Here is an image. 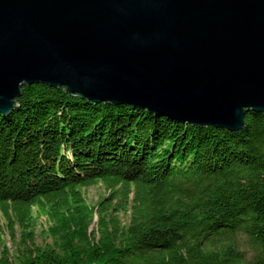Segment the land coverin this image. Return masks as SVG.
<instances>
[{
  "label": "trees",
  "instance_id": "16d2710c",
  "mask_svg": "<svg viewBox=\"0 0 264 264\" xmlns=\"http://www.w3.org/2000/svg\"><path fill=\"white\" fill-rule=\"evenodd\" d=\"M99 184L133 194L128 227L107 223L104 202L88 205L84 191ZM0 212V243L2 218L24 234V249L0 264H264V112L231 133L24 86L0 114ZM34 212L54 245L35 244ZM239 234L251 258L237 251Z\"/></svg>",
  "mask_w": 264,
  "mask_h": 264
},
{
  "label": "water",
  "instance_id": "95a60500",
  "mask_svg": "<svg viewBox=\"0 0 264 264\" xmlns=\"http://www.w3.org/2000/svg\"><path fill=\"white\" fill-rule=\"evenodd\" d=\"M34 84L238 133L264 112V0H0V114Z\"/></svg>",
  "mask_w": 264,
  "mask_h": 264
},
{
  "label": "rangeland",
  "instance_id": "374dc122",
  "mask_svg": "<svg viewBox=\"0 0 264 264\" xmlns=\"http://www.w3.org/2000/svg\"><path fill=\"white\" fill-rule=\"evenodd\" d=\"M85 199L88 205L94 207L98 206L100 202H104L107 210H105L104 218L107 223L113 227L112 219L117 218L116 224L121 228H126L129 226L132 213L134 210L133 194L130 195L129 199L125 198L120 194L111 196L110 192L102 185L92 186L84 191ZM127 208V210H126ZM36 212V209H34ZM34 212V217L36 218V228H35V244L37 246H50L54 245L59 236L51 232V224L46 215L37 216ZM1 215V212H0ZM100 217L96 215L94 221L87 226L88 233L93 235V233H98ZM1 234L3 236L2 243H0V255H3L5 250L8 251L10 257L18 255L21 249H24L23 243V232L19 226L15 227V234L12 230L6 226V220L2 218L1 221ZM99 236L97 235V239ZM233 243L236 246L237 251L244 253L247 257H252L253 249L252 243L249 237L244 234H239L233 238Z\"/></svg>",
  "mask_w": 264,
  "mask_h": 264
}]
</instances>
